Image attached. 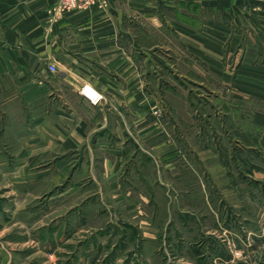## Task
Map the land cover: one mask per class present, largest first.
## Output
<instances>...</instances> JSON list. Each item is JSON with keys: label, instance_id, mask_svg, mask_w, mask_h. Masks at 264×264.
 <instances>
[{"label": "crops", "instance_id": "0c3cea01", "mask_svg": "<svg viewBox=\"0 0 264 264\" xmlns=\"http://www.w3.org/2000/svg\"><path fill=\"white\" fill-rule=\"evenodd\" d=\"M57 2L0 0V180L14 191L51 179L35 169L51 155L66 169L70 151L101 167L111 196L138 198L148 180L228 175L233 152L264 158V0H106L55 15Z\"/></svg>", "mask_w": 264, "mask_h": 264}, {"label": "rangeland", "instance_id": "374dc122", "mask_svg": "<svg viewBox=\"0 0 264 264\" xmlns=\"http://www.w3.org/2000/svg\"><path fill=\"white\" fill-rule=\"evenodd\" d=\"M245 154L222 159L228 175L212 166L201 179L148 180L139 198L128 186L111 196L76 151L66 169L51 155L35 167L37 181L45 169L51 179L30 191L0 180V264H264V158Z\"/></svg>", "mask_w": 264, "mask_h": 264}, {"label": "built area", "instance_id": "2783aa9c", "mask_svg": "<svg viewBox=\"0 0 264 264\" xmlns=\"http://www.w3.org/2000/svg\"><path fill=\"white\" fill-rule=\"evenodd\" d=\"M106 0H58L57 4L54 6L53 11L55 15H61L68 11H78L83 9H89L96 5L105 4ZM52 71L56 70L54 65H50ZM79 93L92 105H98L101 103L105 96L104 93L90 84H83L79 88Z\"/></svg>", "mask_w": 264, "mask_h": 264}]
</instances>
